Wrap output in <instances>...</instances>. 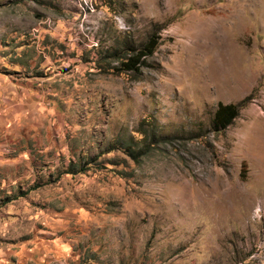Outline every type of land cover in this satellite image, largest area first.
I'll use <instances>...</instances> for the list:
<instances>
[{
	"label": "rangeland",
	"instance_id": "rangeland-1",
	"mask_svg": "<svg viewBox=\"0 0 264 264\" xmlns=\"http://www.w3.org/2000/svg\"><path fill=\"white\" fill-rule=\"evenodd\" d=\"M0 264H264V0H0Z\"/></svg>",
	"mask_w": 264,
	"mask_h": 264
},
{
	"label": "trees",
	"instance_id": "trees-1",
	"mask_svg": "<svg viewBox=\"0 0 264 264\" xmlns=\"http://www.w3.org/2000/svg\"><path fill=\"white\" fill-rule=\"evenodd\" d=\"M157 37L151 34L140 48H127L125 53L118 57L121 70L137 72L143 59L154 51L157 45ZM240 104L218 103L212 117V126L215 130L225 128L238 113Z\"/></svg>",
	"mask_w": 264,
	"mask_h": 264
}]
</instances>
